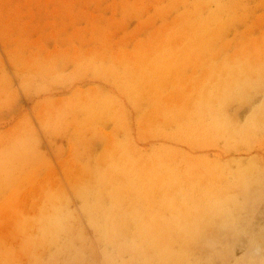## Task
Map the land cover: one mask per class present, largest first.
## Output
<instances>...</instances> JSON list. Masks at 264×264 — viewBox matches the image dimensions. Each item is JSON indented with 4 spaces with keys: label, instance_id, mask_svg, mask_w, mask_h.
Instances as JSON below:
<instances>
[{
    "label": "rangeland",
    "instance_id": "374dc122",
    "mask_svg": "<svg viewBox=\"0 0 264 264\" xmlns=\"http://www.w3.org/2000/svg\"><path fill=\"white\" fill-rule=\"evenodd\" d=\"M0 264H264V0H0Z\"/></svg>",
    "mask_w": 264,
    "mask_h": 264
},
{
    "label": "bare ground",
    "instance_id": "6f19581e",
    "mask_svg": "<svg viewBox=\"0 0 264 264\" xmlns=\"http://www.w3.org/2000/svg\"><path fill=\"white\" fill-rule=\"evenodd\" d=\"M219 209V208H218ZM176 210V209H175ZM206 211V210H205ZM200 213V212H199ZM200 215V214H199ZM195 217V216H194ZM195 219V218H194ZM196 220V219H195ZM183 222V221H182ZM190 223V222H189ZM196 224V223H195ZM163 226V225H162ZM162 228V227H161ZM160 228V229H161ZM187 230H188V228H187ZM170 231V230H169ZM187 232V231H186ZM179 233V232H178ZM166 234V233H165ZM182 235V234H181ZM158 236V235H157ZM166 237V236H165ZM157 239V238H156ZM165 240V239H164ZM169 245V244H168ZM157 248V247H156ZM159 261V260H158Z\"/></svg>",
    "mask_w": 264,
    "mask_h": 264
}]
</instances>
